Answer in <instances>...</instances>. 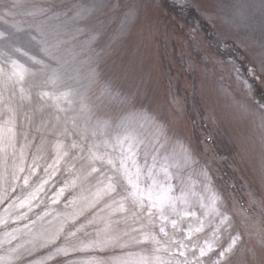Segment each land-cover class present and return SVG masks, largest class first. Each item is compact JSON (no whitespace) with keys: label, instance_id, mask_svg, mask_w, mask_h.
<instances>
[{"label":"rangeland","instance_id":"1","mask_svg":"<svg viewBox=\"0 0 264 264\" xmlns=\"http://www.w3.org/2000/svg\"><path fill=\"white\" fill-rule=\"evenodd\" d=\"M0 264H264V0H0Z\"/></svg>","mask_w":264,"mask_h":264},{"label":"snow or ice","instance_id":"2","mask_svg":"<svg viewBox=\"0 0 264 264\" xmlns=\"http://www.w3.org/2000/svg\"><path fill=\"white\" fill-rule=\"evenodd\" d=\"M8 131L11 132L12 129L9 128ZM125 140H129V143L126 149L124 148L123 141H120V146H121V150L123 154L120 157L119 166H120V169L123 170V173L126 176V178L128 179V183L135 189V188H138L139 167L137 165V172L135 174V178H133L132 174L129 172V169L127 167V161L132 160L133 164H136V160L134 158L138 156V153L140 152V147L138 143H133L132 139H130L129 137H125ZM108 162L110 164H113V167H115V164L113 163L111 159ZM93 170L95 171V169ZM108 190L115 191V188L110 184L108 186ZM161 231H163V229H161ZM201 254H203V251Z\"/></svg>","mask_w":264,"mask_h":264}]
</instances>
